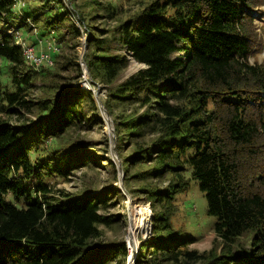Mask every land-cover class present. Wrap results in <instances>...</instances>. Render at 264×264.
I'll return each mask as SVG.
<instances>
[{"label":"trees","instance_id":"1","mask_svg":"<svg viewBox=\"0 0 264 264\" xmlns=\"http://www.w3.org/2000/svg\"><path fill=\"white\" fill-rule=\"evenodd\" d=\"M95 1L117 26L88 25L86 63L109 88L110 113L136 106L123 121L138 147L130 159L150 167L139 174L149 179L143 193L153 234L135 264H264V62L257 60L264 0H137L141 7L125 16L121 2ZM16 6L0 0V22ZM81 19L91 20L85 12ZM35 23L81 37L63 11ZM11 34L0 42V59L11 64V84L0 82V264H126L124 243L99 240L100 226L112 224L101 213L107 195L53 191L88 166V154L75 145L48 157L38 147L31 156L35 142L94 121L87 111L97 109L94 95L64 79L39 107L29 98L38 73ZM128 56L145 67L123 80ZM22 111L37 113L38 123L11 125L9 117ZM193 179L217 218L209 251L189 248L173 226L177 196Z\"/></svg>","mask_w":264,"mask_h":264},{"label":"rangeland","instance_id":"2","mask_svg":"<svg viewBox=\"0 0 264 264\" xmlns=\"http://www.w3.org/2000/svg\"><path fill=\"white\" fill-rule=\"evenodd\" d=\"M113 1L123 4L121 14L124 16L141 7L137 0ZM15 11L13 18L0 22V42L5 35L11 32L10 27L17 28L22 43H25L29 50L34 48L35 52H32L36 56L41 52H47L51 59L36 69L38 76L33 81L35 88L31 91L30 100L42 107L40 105L42 102L52 98L55 85L65 79L74 82L75 87L91 90L97 106V109L90 107L87 109L90 112L89 120L95 119L94 121H85L82 126L70 129L59 138L47 139L42 144L35 142L31 156L33 159L38 156L39 152H36L38 147L46 149L42 151L44 154L42 157H48L55 151L62 152L61 149H71L75 145L88 154L86 155V159L89 161L88 166L75 170L67 180L56 183L53 191H56L57 195L61 190L65 192V195L78 198L84 196L86 192L107 195L108 207L101 210V213L110 218L112 224L100 226L102 235L99 240L108 245L124 243L128 251L125 263L128 264L131 256L137 252L139 258L142 245L152 240L154 214L151 202H148L147 195L143 193L149 179L139 174L150 167L146 163L140 164L138 161L132 164L134 161L130 159L134 158L138 147L130 136L128 123H123V121L131 120L132 116L136 114V106L120 108L115 106L110 113L107 109L109 88L106 84L93 78L86 63V56L90 51L87 38L92 32V30L89 31L88 25L92 23L101 29L112 30L117 26V21L110 20L105 15L103 7L98 5L95 0H18ZM62 11L67 13V19L71 20L80 30V38L77 39L69 28L57 29V31L43 30L41 24L35 23L39 15L48 18L56 12L62 14ZM82 12H85L92 21L82 20ZM259 26L264 37V19H261ZM11 35L15 38V32ZM49 44L52 46L51 50L48 49ZM128 58L129 64L121 76L123 80L145 67L144 64L134 60L132 56H128ZM257 60L264 62V51ZM249 61L254 63L255 59L251 58ZM73 62L80 65L81 71H77ZM10 67L11 64L8 61L0 59V82L4 85L11 84ZM79 74L81 77L77 78ZM144 110L138 111V115L142 114ZM31 112L22 111L21 115H12L9 117V123L15 127L37 124V113ZM111 164L114 165V170ZM59 196L62 197V195ZM128 202L133 206L126 205ZM175 203L177 212L173 218V226L185 238L189 239V248L201 252L211 250L217 238L214 230L217 218L208 213L206 196L199 188L198 182L193 179L190 188L179 194ZM136 207H148L151 217L148 231L145 232L143 229L137 231L136 246L132 252V249L129 248L128 237H130L129 228L133 221L132 211ZM145 256L148 257L147 254Z\"/></svg>","mask_w":264,"mask_h":264},{"label":"built area","instance_id":"3","mask_svg":"<svg viewBox=\"0 0 264 264\" xmlns=\"http://www.w3.org/2000/svg\"><path fill=\"white\" fill-rule=\"evenodd\" d=\"M18 1V0H17ZM10 31L9 33H14L15 32V38H16V43L18 45H20L22 48H23V53L25 55V59L26 61L28 62L29 65H31L32 67H34L35 69H38L39 66L44 63V62H49L51 59H50V55L49 53L47 52H41L39 53L40 55L36 56L33 52L34 51V48H31V50H29L27 48V45L25 43H22V40H21V35H20V32L19 30H16L15 28L13 27H10ZM49 50L52 49V46L51 44H49V47H48ZM33 51V52H32ZM129 238V241L128 243L130 244V249H132V243L130 242L131 241V238ZM133 244L136 245L135 241H134V238H133ZM134 250V249H133ZM132 250V252H133ZM136 256H137V252H136ZM136 256H131V258L129 259V262L128 264H134L135 263V259H136Z\"/></svg>","mask_w":264,"mask_h":264},{"label":"bare ground","instance_id":"4","mask_svg":"<svg viewBox=\"0 0 264 264\" xmlns=\"http://www.w3.org/2000/svg\"><path fill=\"white\" fill-rule=\"evenodd\" d=\"M85 87H87L85 85ZM87 88H90L89 86ZM129 206H133L132 204H130L129 202L126 204ZM133 214V221H132V225L129 228V235L131 238V243H132V250L135 248V244H133V238L134 241L136 242V234L137 231L140 229H143L145 232L148 231V225L150 222V217H151V213H150V209L148 207H136L135 210L132 211ZM133 256H136V252ZM138 259V255L136 256L135 259V263Z\"/></svg>","mask_w":264,"mask_h":264}]
</instances>
